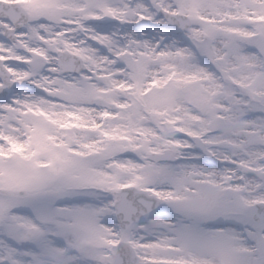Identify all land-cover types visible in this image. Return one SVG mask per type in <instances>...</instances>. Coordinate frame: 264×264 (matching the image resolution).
Instances as JSON below:
<instances>
[{
	"label": "snow or ice",
	"instance_id": "snow-or-ice-1",
	"mask_svg": "<svg viewBox=\"0 0 264 264\" xmlns=\"http://www.w3.org/2000/svg\"><path fill=\"white\" fill-rule=\"evenodd\" d=\"M0 264H264V0H0Z\"/></svg>",
	"mask_w": 264,
	"mask_h": 264
}]
</instances>
